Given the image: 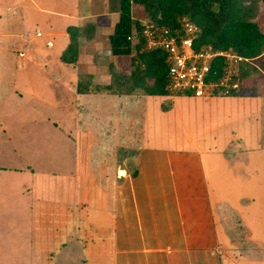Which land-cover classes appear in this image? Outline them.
Returning <instances> with one entry per match:
<instances>
[{
	"label": "rangeland",
	"instance_id": "374dc122",
	"mask_svg": "<svg viewBox=\"0 0 264 264\" xmlns=\"http://www.w3.org/2000/svg\"><path fill=\"white\" fill-rule=\"evenodd\" d=\"M35 1L37 6L0 0V264H27L26 251L33 245L46 257L49 244L66 234L56 223L86 213L83 218L93 221L96 208H112L117 165L127 168L132 157L142 162L152 149L165 148L157 125L165 121L180 126V131L163 130L169 136L185 140L190 134L195 143L184 144L200 151L211 173L212 195L225 219L218 229L228 236L219 244L232 253H217L218 263L264 264V97L255 87L264 88V54L247 58L251 86L233 95L150 94L141 79L133 80L132 73L144 67L140 62L133 70L132 58L104 51L97 64L86 36L79 37L85 57L78 66L70 65L82 54L80 48L68 46L62 54L69 65L59 61L61 48L70 42L67 27L78 23L73 17L99 10L102 0ZM108 2L107 9H118L119 0ZM254 2L245 4L253 14L258 11L255 18L264 33V3L258 8ZM107 44L105 38L96 52ZM87 75L95 76L92 86ZM144 80L151 86L154 78ZM78 85L90 92H78ZM220 137L217 154L222 149L223 158L215 156L214 162L205 151L214 150ZM144 143L153 146L146 150ZM76 229L70 234L75 245ZM242 251L246 258L240 257ZM44 257L40 264L49 263Z\"/></svg>",
	"mask_w": 264,
	"mask_h": 264
},
{
	"label": "crops",
	"instance_id": "0c3cea01",
	"mask_svg": "<svg viewBox=\"0 0 264 264\" xmlns=\"http://www.w3.org/2000/svg\"><path fill=\"white\" fill-rule=\"evenodd\" d=\"M27 1L37 6L35 0ZM107 2L108 0H102V7L99 10L94 9L86 17L70 14L75 15L73 18L78 23H72L67 27V30L70 29L68 30L70 42L65 48H61L63 50L59 61L69 65V62L63 61L62 54L73 42H77V49L80 48L82 54L78 53L76 62L70 63V66H78L80 61L84 60L80 36L87 37L92 60L97 64L96 57L98 58L101 53L106 54L104 51L108 56L129 58L131 61V55L119 56L111 52L110 36L120 19V12L119 4L118 9H111L109 6L107 9ZM135 9L140 13L144 10L143 7L139 9L137 4H134ZM97 17L101 18L100 23ZM108 20H112V25L106 24ZM100 34L103 37L99 36ZM105 38L108 39L106 48L96 52L95 47L104 42ZM48 44L51 45L52 42L48 41ZM87 76L92 86L91 80H94L95 76ZM141 80L144 83L145 80ZM252 80L251 77L243 79V85L250 83L251 86ZM255 87L258 88L260 96L264 97L263 86ZM80 89L86 93L90 92L89 88L78 85V92ZM167 111L165 109L163 113L165 118L169 116ZM223 111L225 113V110ZM224 119L227 123L226 113ZM157 125L162 127L159 130L162 131L160 144L165 148L152 149L153 154L143 156L142 162L139 156L132 157L131 162H128L133 167L131 172L128 164L127 168L117 165L116 179L113 180L116 181V185L113 190L112 208L108 206L96 208V219L92 221L89 217L83 218L88 216L86 213L81 214L78 219L57 221L59 222L57 225L65 227L66 234L55 238L53 244H49L48 249H45L46 257L49 258L48 264H219L218 257H215L217 253L231 257L230 250L219 244L220 241H226L227 234L218 229V224L223 225L225 219L218 214V200L212 195L214 186L211 182V173L207 172L200 151L194 150L193 153V150L184 144L185 140L190 144L195 143V140L190 134L186 135L185 140H178L175 135L169 136V133L163 130L173 128L180 131V126L176 128V125L169 121ZM114 131V134L119 133L116 128ZM223 141L222 137L216 139L214 150L205 151L213 161L215 156L223 158L222 149L220 150L222 152L217 154V147L221 146L220 143ZM194 145L199 146L197 143ZM139 146L141 145L137 144L136 148ZM151 146L153 145L144 143L141 147L150 150ZM154 150L157 152L154 153ZM191 154L198 157L195 158ZM69 208L72 210L70 214L72 217L73 207ZM74 228H77L78 232L77 245L73 242L74 237L70 236ZM90 228L92 233H89ZM26 253L30 254L26 258L27 264H40L38 259L44 257L40 246L33 245ZM243 255L242 251L240 257L246 258Z\"/></svg>",
	"mask_w": 264,
	"mask_h": 264
},
{
	"label": "trees",
	"instance_id": "16d2710c",
	"mask_svg": "<svg viewBox=\"0 0 264 264\" xmlns=\"http://www.w3.org/2000/svg\"><path fill=\"white\" fill-rule=\"evenodd\" d=\"M245 1L251 0H119L120 19L110 36L111 52L119 56L131 55L133 70L135 61L144 66L132 75H135L134 82L149 75L154 78L151 86L144 81L148 93L168 95L167 54L162 50L146 49L145 23L177 30L182 18L187 16L201 29L197 48L212 45L215 49L232 51L255 60L264 54V33L255 18L258 11L253 14L252 7H246ZM253 2L259 8L264 0ZM134 4L142 6L143 12L134 10ZM70 47L77 49V42L71 43ZM68 59L63 56V61ZM249 64L250 61H245L240 65L242 80L251 76Z\"/></svg>",
	"mask_w": 264,
	"mask_h": 264
},
{
	"label": "built area",
	"instance_id": "2783aa9c",
	"mask_svg": "<svg viewBox=\"0 0 264 264\" xmlns=\"http://www.w3.org/2000/svg\"><path fill=\"white\" fill-rule=\"evenodd\" d=\"M146 23L143 30L146 49L167 54L169 91L201 97L229 95L242 87L240 65L248 59L212 45L197 48L201 29L187 16L177 30Z\"/></svg>",
	"mask_w": 264,
	"mask_h": 264
},
{
	"label": "clouds",
	"instance_id": "9594fccd",
	"mask_svg": "<svg viewBox=\"0 0 264 264\" xmlns=\"http://www.w3.org/2000/svg\"><path fill=\"white\" fill-rule=\"evenodd\" d=\"M249 61V60H248ZM248 61H246V62H248ZM244 84V83H243ZM242 87H243V85H242ZM240 90V89H239ZM234 93V92H233Z\"/></svg>",
	"mask_w": 264,
	"mask_h": 264
}]
</instances>
